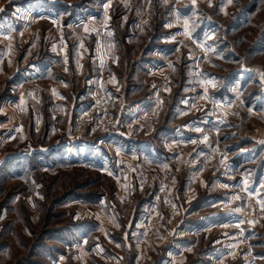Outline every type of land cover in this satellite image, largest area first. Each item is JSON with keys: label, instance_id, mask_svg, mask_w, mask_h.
Listing matches in <instances>:
<instances>
[{"label": "rangeland", "instance_id": "obj_1", "mask_svg": "<svg viewBox=\"0 0 264 264\" xmlns=\"http://www.w3.org/2000/svg\"><path fill=\"white\" fill-rule=\"evenodd\" d=\"M263 84L264 0H0V264H264Z\"/></svg>", "mask_w": 264, "mask_h": 264}, {"label": "built area", "instance_id": "obj_2", "mask_svg": "<svg viewBox=\"0 0 264 264\" xmlns=\"http://www.w3.org/2000/svg\"><path fill=\"white\" fill-rule=\"evenodd\" d=\"M259 92L264 95V84L260 86Z\"/></svg>", "mask_w": 264, "mask_h": 264}, {"label": "snow or ice", "instance_id": "obj_3", "mask_svg": "<svg viewBox=\"0 0 264 264\" xmlns=\"http://www.w3.org/2000/svg\"><path fill=\"white\" fill-rule=\"evenodd\" d=\"M229 2H230V0H229ZM193 3H195V0H193ZM209 3H211V0H209ZM197 130L199 131V129H197ZM204 139L207 140V136H205ZM193 143H195V141H193Z\"/></svg>", "mask_w": 264, "mask_h": 264}, {"label": "crops", "instance_id": "obj_4", "mask_svg": "<svg viewBox=\"0 0 264 264\" xmlns=\"http://www.w3.org/2000/svg\"><path fill=\"white\" fill-rule=\"evenodd\" d=\"M181 134V137H182V135H183V131L182 132H180ZM171 134H174V135H176V137H179V136H177V134H176V131H174V132H172ZM182 139V138H181Z\"/></svg>", "mask_w": 264, "mask_h": 264}]
</instances>
